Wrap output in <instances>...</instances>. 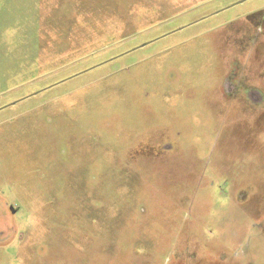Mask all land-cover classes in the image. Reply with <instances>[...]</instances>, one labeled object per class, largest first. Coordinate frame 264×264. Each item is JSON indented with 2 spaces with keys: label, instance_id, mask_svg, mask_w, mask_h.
I'll return each instance as SVG.
<instances>
[{
  "label": "rangeland",
  "instance_id": "374dc122",
  "mask_svg": "<svg viewBox=\"0 0 264 264\" xmlns=\"http://www.w3.org/2000/svg\"><path fill=\"white\" fill-rule=\"evenodd\" d=\"M262 15L0 0V264H264Z\"/></svg>",
  "mask_w": 264,
  "mask_h": 264
},
{
  "label": "flooded vegetation",
  "instance_id": "af4514ba",
  "mask_svg": "<svg viewBox=\"0 0 264 264\" xmlns=\"http://www.w3.org/2000/svg\"><path fill=\"white\" fill-rule=\"evenodd\" d=\"M259 21L260 22L255 21V24H250L249 30L248 29L244 30L245 34L241 38L242 39L241 47H238V49L241 50L239 56L240 54L242 55V53L245 51L250 50L251 52L252 47L255 46L258 42H260L262 38L264 39V15H262ZM246 57H248V55L245 56V59ZM236 59L239 62L237 56ZM245 72H246V68L244 66V68L243 67L241 68L240 76H236V77L230 76L225 80L224 89L226 94L230 96L235 95L238 90L236 82L242 84L248 81ZM244 99L246 102L250 103L251 105H258L264 101L262 95L258 91H255V89H252L250 87L245 90ZM0 238H1V233H0Z\"/></svg>",
  "mask_w": 264,
  "mask_h": 264
}]
</instances>
